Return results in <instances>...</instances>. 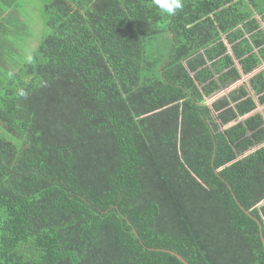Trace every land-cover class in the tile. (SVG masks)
Segmentation results:
<instances>
[{
	"label": "trees",
	"instance_id": "obj_1",
	"mask_svg": "<svg viewBox=\"0 0 264 264\" xmlns=\"http://www.w3.org/2000/svg\"><path fill=\"white\" fill-rule=\"evenodd\" d=\"M43 2L27 55L0 0V264H264V0Z\"/></svg>",
	"mask_w": 264,
	"mask_h": 264
},
{
	"label": "rangeland",
	"instance_id": "obj_2",
	"mask_svg": "<svg viewBox=\"0 0 264 264\" xmlns=\"http://www.w3.org/2000/svg\"><path fill=\"white\" fill-rule=\"evenodd\" d=\"M43 5H44L43 0H33V3L30 4L27 3L26 5L27 6L26 12L28 15L26 19L32 31V38L28 43L22 46L24 52L27 55H30L34 51L36 46L40 43L45 31L41 18ZM222 94L223 93H220L218 94V96Z\"/></svg>",
	"mask_w": 264,
	"mask_h": 264
},
{
	"label": "clouds",
	"instance_id": "obj_3",
	"mask_svg": "<svg viewBox=\"0 0 264 264\" xmlns=\"http://www.w3.org/2000/svg\"><path fill=\"white\" fill-rule=\"evenodd\" d=\"M154 4L169 15H174L183 7L182 0H154Z\"/></svg>",
	"mask_w": 264,
	"mask_h": 264
},
{
	"label": "water",
	"instance_id": "obj_4",
	"mask_svg": "<svg viewBox=\"0 0 264 264\" xmlns=\"http://www.w3.org/2000/svg\"><path fill=\"white\" fill-rule=\"evenodd\" d=\"M176 255V254H175ZM179 259H181L183 262H185L184 260H183V258L182 257H180L179 255H176ZM185 264H187V263H185Z\"/></svg>",
	"mask_w": 264,
	"mask_h": 264
},
{
	"label": "crops",
	"instance_id": "obj_5",
	"mask_svg": "<svg viewBox=\"0 0 264 264\" xmlns=\"http://www.w3.org/2000/svg\"><path fill=\"white\" fill-rule=\"evenodd\" d=\"M247 78H245V80H246Z\"/></svg>",
	"mask_w": 264,
	"mask_h": 264
}]
</instances>
